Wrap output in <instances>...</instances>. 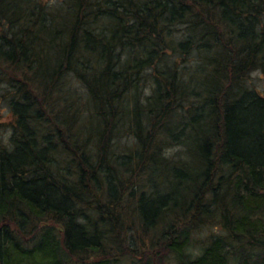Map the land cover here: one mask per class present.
<instances>
[{
    "label": "trees",
    "instance_id": "16d2710c",
    "mask_svg": "<svg viewBox=\"0 0 264 264\" xmlns=\"http://www.w3.org/2000/svg\"><path fill=\"white\" fill-rule=\"evenodd\" d=\"M253 73L264 0H0V264H264Z\"/></svg>",
    "mask_w": 264,
    "mask_h": 264
},
{
    "label": "rangeland",
    "instance_id": "374dc122",
    "mask_svg": "<svg viewBox=\"0 0 264 264\" xmlns=\"http://www.w3.org/2000/svg\"><path fill=\"white\" fill-rule=\"evenodd\" d=\"M51 1V3H53V4H55V5H57V4H59L60 3V1H62V0H50ZM247 82H248V84H249V86L250 87H252L253 89H255L256 91H258L261 95H263L264 96V77L260 74V73H253L248 79H247ZM3 91H4V86H1L0 87V93H3ZM1 105V104H0ZM4 107H5V105L4 104H2V107H0V110H3L4 109ZM4 111V110H3ZM1 118L5 115V112H3V114L1 113ZM4 130L3 129H1L0 128V135H2V134H4ZM131 141H132V139H130V138H125V137H123V138H121V139H119V143H120V145H122V144H129L130 145V143H131ZM179 149H177V148H173V147H171L170 149H167L166 151H167V155H172V153L173 154H175L177 151H178Z\"/></svg>",
    "mask_w": 264,
    "mask_h": 264
}]
</instances>
